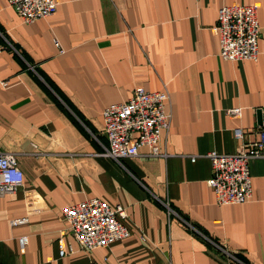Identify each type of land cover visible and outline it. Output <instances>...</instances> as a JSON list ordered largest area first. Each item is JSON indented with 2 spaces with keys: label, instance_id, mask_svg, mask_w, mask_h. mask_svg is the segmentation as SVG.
Masks as SVG:
<instances>
[{
  "label": "crops",
  "instance_id": "1",
  "mask_svg": "<svg viewBox=\"0 0 264 264\" xmlns=\"http://www.w3.org/2000/svg\"><path fill=\"white\" fill-rule=\"evenodd\" d=\"M58 1L55 14L25 23L0 0L10 43L0 54V147L25 177L0 196V264H264V157L250 162L252 198L219 205L206 156L261 137L264 0ZM233 3L259 5L257 60L219 55L213 26ZM136 87L170 93L167 157L148 147L120 161L102 155L103 111ZM93 197L126 208L130 235L86 250L63 210Z\"/></svg>",
  "mask_w": 264,
  "mask_h": 264
},
{
  "label": "built area",
  "instance_id": "2",
  "mask_svg": "<svg viewBox=\"0 0 264 264\" xmlns=\"http://www.w3.org/2000/svg\"><path fill=\"white\" fill-rule=\"evenodd\" d=\"M8 4L25 23H32L55 14L59 1L9 0ZM258 10L259 5L255 3H233L220 8L213 31L219 38V55L223 59L257 60L261 37ZM8 44L9 41L0 31V54ZM170 100L167 88L150 91L144 87H136L127 101L107 106L103 111V119L108 145L103 146L102 155L120 161L138 156L141 147H148L151 156H169V153L161 150L160 142L163 133L170 129L172 123V112L168 109ZM240 112L241 108L229 110L230 114ZM259 127L260 139L250 143L246 149L234 153H207L213 167L208 184L215 191L219 205L244 203L252 198L250 162L264 157V119ZM235 136L243 138L242 129H235ZM192 159L195 160L196 157ZM6 174L9 175L7 180L4 179ZM24 180L17 155L0 147V196L16 192L24 186ZM164 204L169 215L176 214L169 203ZM63 214L69 223L70 232L80 247L86 250L109 246L130 235L125 223L128 218L126 208L122 205L112 206L98 197L70 205L63 210ZM25 221L26 218L21 217L14 219L12 223L17 225ZM28 242V236L19 238L22 251H25ZM68 253L61 241L60 255Z\"/></svg>",
  "mask_w": 264,
  "mask_h": 264
},
{
  "label": "clouds",
  "instance_id": "3",
  "mask_svg": "<svg viewBox=\"0 0 264 264\" xmlns=\"http://www.w3.org/2000/svg\"><path fill=\"white\" fill-rule=\"evenodd\" d=\"M4 179H9V175L8 174H6L5 176H4Z\"/></svg>",
  "mask_w": 264,
  "mask_h": 264
},
{
  "label": "water",
  "instance_id": "4",
  "mask_svg": "<svg viewBox=\"0 0 264 264\" xmlns=\"http://www.w3.org/2000/svg\"><path fill=\"white\" fill-rule=\"evenodd\" d=\"M259 118H260V120H262L261 111H259Z\"/></svg>",
  "mask_w": 264,
  "mask_h": 264
}]
</instances>
